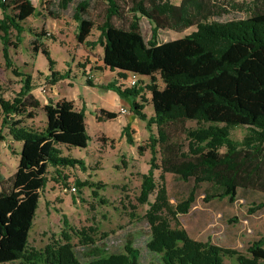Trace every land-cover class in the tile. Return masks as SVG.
Segmentation results:
<instances>
[{"label":"trees","instance_id":"16d2710c","mask_svg":"<svg viewBox=\"0 0 264 264\" xmlns=\"http://www.w3.org/2000/svg\"><path fill=\"white\" fill-rule=\"evenodd\" d=\"M71 1L59 0L58 5L65 9ZM106 3L94 41L87 39L94 25L84 16L88 0L75 5V40L88 46L102 44L103 67L114 72L113 79L102 87L123 99L139 97L146 101L144 91L150 93L153 115L149 117L135 99L130 102V110L145 122L152 154L147 173L142 176L139 197L142 203L149 204L146 217L150 235L146 248L160 254L162 264H226L225 257L234 261L231 264H263L264 236L253 241L247 254H243L210 240H195L183 229L170 228L159 211L186 213L195 198L193 190L174 209L166 200L164 187L158 190L154 201H148V196L156 187L153 171L160 168L155 163L156 147L161 153L163 172L176 173L184 180L192 176L195 183L208 181L218 188L217 194L207 198L227 197L233 201L238 187L264 185V0H253L251 7L246 6V17L228 20H210L217 14L215 0H180L178 4L169 0H132L128 9L131 19L126 27L112 21L124 16L117 0ZM0 6L2 55L10 66L9 46H16L10 42V31L14 29L16 39L21 40V22L33 13L34 6L30 0H0ZM139 14L151 23L147 41L140 32ZM189 26H195L189 34L158 40L160 29L177 31ZM33 46L36 50V40ZM41 52L49 59L47 50ZM48 66V83L69 78L67 71L52 69L53 61ZM13 73L20 77L21 85L11 100L0 96V141H5L8 148L13 142H21V148L16 170L7 179L0 175V263L18 260L19 264H141L140 252L132 241H127L122 252L105 254L92 248L93 241L86 238L84 245L88 248L83 254L87 261H81L68 242L48 244L42 252L28 247L29 230L40 191L47 182L48 167L84 168L82 159L63 155L61 148H85L90 136L84 105L76 109L65 98H49L40 105L32 93V76L15 69ZM128 74L135 77L134 85H123ZM156 75L163 83L161 88ZM140 77H148L150 82L141 86ZM86 84L93 85L90 79H86ZM39 108L45 113V122L36 128L27 120L35 118ZM99 114L110 119L116 116L103 108ZM186 120H194L197 127L187 130L193 145L192 159L180 160L167 125ZM241 125L247 127V133L241 140L232 139L230 130ZM121 134L128 143L132 142L129 124L122 127ZM75 184L82 185L78 180ZM262 205L264 202L258 207Z\"/></svg>","mask_w":264,"mask_h":264},{"label":"rangeland","instance_id":"374dc122","mask_svg":"<svg viewBox=\"0 0 264 264\" xmlns=\"http://www.w3.org/2000/svg\"><path fill=\"white\" fill-rule=\"evenodd\" d=\"M3 1L8 3V0ZM30 1L34 11L21 22V40L16 39L17 32L14 29L10 31V42L16 44L9 46L10 66L6 65L3 58L0 40V96L11 100L19 91L20 77L13 73L14 69L30 74L35 85L32 93L40 105L45 104L49 98L71 100L78 109L82 102L87 104L85 122L90 140L85 148H61L63 155L82 159L84 168L77 165L59 167L56 170L52 166L48 167L47 182L40 191L38 206L29 230L28 247L42 252L48 244L68 242L80 260L87 261L83 254L88 248L84 245L86 238L93 241L92 248L102 250L105 254L122 252L127 241H132L140 252L141 264H162L160 254L149 251L145 246L150 235V225L146 217L149 204L142 203L139 199L142 176L147 173L152 155L145 122L130 110L128 98L123 99L113 90L101 86L114 77L111 71L103 67L102 44L88 46L75 40L77 22L73 19V12L80 0H72L65 9L59 7V0ZM169 1L173 4L180 2ZM215 1L217 14L210 17V20L246 17L249 12L245 7L253 5V0ZM88 2L84 16L94 24L88 39L94 41L99 35L97 25L103 20L107 3L106 0ZM117 2L123 8L124 16L113 18L112 21L117 26L126 27L131 19L128 9L132 0ZM2 15L0 6V19ZM139 28L147 41L151 33V23L140 14ZM194 30L195 26L177 31L160 29L158 40L175 39ZM35 40L38 43L36 50L33 46ZM42 50H47L49 59L42 54ZM50 60L53 61V70L67 71L69 78L54 84L48 83L45 76L49 73ZM131 77L128 74V80L123 85L129 86ZM140 78L141 86L150 82L148 77ZM86 79H90L93 85L86 84ZM156 83L160 88L163 86L158 75ZM143 96L146 101L139 97L131 98L143 106L141 111L149 117L153 115L150 93L144 91ZM119 101L125 105L119 104ZM121 107L126 112H122ZM100 108L113 111L116 116L111 119L104 118L99 114ZM1 117L0 109V123ZM27 122L36 128L43 127L44 111L37 109L35 118ZM126 124L130 126L131 143L121 134V129ZM195 127L197 123L194 120L167 125L170 140L175 145L180 160L192 159L193 145L187 136V130ZM151 129L156 135L155 125ZM247 131L244 125L233 127L230 137L241 140ZM262 147L264 148V143ZM20 148L21 142H13L11 148H8L5 141H0V175L5 179L16 170ZM224 150V147L220 149L221 152ZM156 151L155 163L160 168L153 171L156 187L149 194L148 201H154L161 187H164L166 200L172 209L191 190L195 195L186 213L159 211L170 228L183 229L195 240H210L219 246L247 254V247L264 236V205L258 207L264 202V185L238 187L233 201L227 197L207 198L208 195L219 192L215 185L208 181L195 183L192 176L184 180L176 173L163 172L158 147ZM76 180L82 185L77 187ZM4 184L9 186L6 180ZM72 186L75 190L71 189ZM224 262L231 264L234 261L225 257ZM0 264H19V261Z\"/></svg>","mask_w":264,"mask_h":264},{"label":"built area","instance_id":"2783aa9c","mask_svg":"<svg viewBox=\"0 0 264 264\" xmlns=\"http://www.w3.org/2000/svg\"><path fill=\"white\" fill-rule=\"evenodd\" d=\"M89 78H90V76H89ZM128 82H129L130 86H131V85H134V84H135V77L132 76L131 79H129ZM121 111H122V112H126V109H125L124 107H121ZM71 189H72V190H75V187L72 186Z\"/></svg>","mask_w":264,"mask_h":264},{"label":"crops","instance_id":"0c3cea01","mask_svg":"<svg viewBox=\"0 0 264 264\" xmlns=\"http://www.w3.org/2000/svg\"><path fill=\"white\" fill-rule=\"evenodd\" d=\"M87 39H89V37H88ZM105 69H107V68H105ZM107 70H108V69H107ZM108 71H109V70H108ZM111 73L114 74V72H111ZM56 100H58V99H56ZM56 100H55V101H56ZM127 100H128L129 102H131L133 99H132V98H128ZM119 104H123L122 101H119ZM82 105L85 106V111H86V110H87V104H86L85 102H82ZM82 105H81V106H82ZM124 105H125V104H123V106H124ZM74 107H75V106H74ZM75 108H76V107H75ZM76 109H78V108H76Z\"/></svg>","mask_w":264,"mask_h":264}]
</instances>
